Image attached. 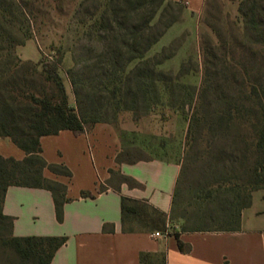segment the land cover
I'll list each match as a JSON object with an SVG mask.
<instances>
[{"label": "trees", "instance_id": "16d2710c", "mask_svg": "<svg viewBox=\"0 0 264 264\" xmlns=\"http://www.w3.org/2000/svg\"><path fill=\"white\" fill-rule=\"evenodd\" d=\"M59 0H0V138L24 152L22 159L0 154V264H50L65 236H15L13 217L4 214L3 202L11 185L43 188L52 194L55 215L63 220L69 201L67 185L43 175L47 169L70 177L64 163H49L42 156L40 138L70 130L78 135L97 123L118 129V116L130 111L145 116L159 103L162 90L180 101L186 88L191 112L187 120L184 153L179 161L169 216L143 201L121 197L122 231L143 223L147 230L164 232L176 212V191L187 169H199L202 182L182 212L181 231H235L240 212L251 203L252 192L264 190V6L261 0H242L237 11L243 31L215 44L201 42L202 75L199 85H180L176 75L159 65L170 54L148 56L163 30L153 22L157 11L171 0H71L68 26H73V64L66 71L74 106L59 74L61 48L34 62L22 59L16 47L40 35L50 10ZM164 8V7H163ZM44 17V18H43ZM172 87L179 92L173 93ZM130 147H122L116 160H132ZM123 152L126 157H123ZM134 154V153H133ZM110 173H114L110 170ZM130 187L140 184L117 172ZM193 177V176H192ZM102 190V188H99ZM81 197H92L81 191ZM143 225V227H144ZM107 225L103 229H107ZM180 247L179 234H172Z\"/></svg>", "mask_w": 264, "mask_h": 264}, {"label": "crops", "instance_id": "0c3cea01", "mask_svg": "<svg viewBox=\"0 0 264 264\" xmlns=\"http://www.w3.org/2000/svg\"><path fill=\"white\" fill-rule=\"evenodd\" d=\"M171 1L183 3L189 17H198L205 3V0ZM40 143L47 162L64 163L72 173L66 177L43 170L45 177L67 185L70 200L64 203L63 220L57 221L52 194L43 188L9 186L3 212L13 217L15 236L67 238L50 264H264L263 189L252 192L251 203L241 210L239 229L235 231H181L167 219L169 232L164 237H153L151 233L156 230L142 226L124 232L122 196L143 201L169 216L179 161L138 158L132 153V160L118 162L116 156L122 147L134 149L138 145L135 140L129 141V145L123 142L115 127L108 123H97L78 135L62 130L56 135L42 136ZM0 154L16 159L24 157V152L8 137L0 138ZM117 172L140 186L130 187L120 180ZM81 191L93 196L81 197ZM104 225L108 226L106 230ZM174 232L179 234L183 249L172 235Z\"/></svg>", "mask_w": 264, "mask_h": 264}, {"label": "rangeland", "instance_id": "374dc122", "mask_svg": "<svg viewBox=\"0 0 264 264\" xmlns=\"http://www.w3.org/2000/svg\"><path fill=\"white\" fill-rule=\"evenodd\" d=\"M240 1L242 0H205L198 17H189L184 4L161 7L153 22L158 30H163V33L149 50L148 56L162 52L172 53L162 61L159 68L176 75L184 65L186 72L172 82L184 87L187 85L197 87L202 75L201 42L206 37L211 38L215 44L221 42V37L229 41L232 36L243 31V21L236 9ZM58 2L61 9L50 10L47 17H43L46 24L41 34L31 37L24 45L17 46L16 53L24 60L36 62L42 57L53 56L55 52L52 47L61 48L63 57L59 64V74L63 79L68 102L74 106V95L66 73L73 64L71 50L74 40L73 26H68V20L71 14L69 9L74 4L71 0ZM260 4L264 6V0H261ZM172 90L175 94L179 92L177 87H172ZM180 90L179 95L182 97L180 101H176V98L171 100L167 92L162 90L160 102L153 104L149 113L140 118H135L130 111H122L119 114L117 127L122 131L123 142L129 145V141L135 140L137 143L138 147L132 150L136 157L182 159L191 104L188 103V89ZM127 129H134V132H128ZM123 157H126L124 152ZM192 169H187L176 191L179 207L176 208L171 221L177 224L178 228L183 225V220L177 217L182 212V203L190 197L193 191L191 189L202 182L199 169L195 171ZM130 224L135 227L144 225L135 221Z\"/></svg>", "mask_w": 264, "mask_h": 264}, {"label": "built area", "instance_id": "2783aa9c", "mask_svg": "<svg viewBox=\"0 0 264 264\" xmlns=\"http://www.w3.org/2000/svg\"><path fill=\"white\" fill-rule=\"evenodd\" d=\"M168 232H169L168 229H166L164 232L154 231V232L151 233V235L153 237H164V236H166L168 234Z\"/></svg>", "mask_w": 264, "mask_h": 264}]
</instances>
